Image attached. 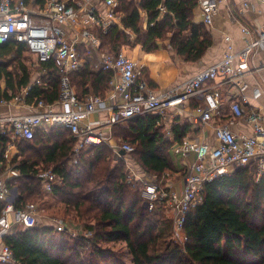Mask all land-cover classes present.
Returning <instances> with one entry per match:
<instances>
[{"label": "trees", "instance_id": "trees-1", "mask_svg": "<svg viewBox=\"0 0 264 264\" xmlns=\"http://www.w3.org/2000/svg\"><path fill=\"white\" fill-rule=\"evenodd\" d=\"M197 6L198 0H118L116 10L121 14L122 28L97 31L96 35L103 51L109 53L132 45V35V46L147 54L168 40L173 56L197 63L212 44L207 27L193 21ZM26 51L24 45L13 41L0 44V81H5L0 98L10 101L30 87L25 104L40 100L47 105L56 103L61 75L54 62H39L32 76L22 62ZM79 55L85 57L84 66L69 75L76 95L80 100L89 95L104 98L111 73L94 69L93 57L81 49ZM139 79H146L152 89L156 86L145 69ZM157 120L154 115L126 120L113 127L112 137L134 147L125 158L144 177L160 178L169 173L182 177L186 171L177 169L171 151L184 142L190 125L179 117L174 119L172 136L167 138L165 125H158ZM1 129L0 175L7 165L3 154L9 142ZM74 146L75 139L67 128L37 130L33 139L16 143L18 153L9 162L13 175L6 185L16 189L15 211L28 204L43 209L48 199L59 208L56 217L92 235L72 237L49 224L20 227L3 239L16 264L118 263L121 256L103 248L118 242L125 243L132 264H264V175L256 182L253 167L235 170L203 186L200 204L185 218L184 243L180 245L173 241L167 208H146L142 183L131 178L124 159L116 157L103 142L82 149L73 159ZM44 171L61 180L49 194L43 193L39 177ZM165 182L161 186L165 187ZM5 205L0 201V217Z\"/></svg>", "mask_w": 264, "mask_h": 264}, {"label": "built area", "instance_id": "built-area-1", "mask_svg": "<svg viewBox=\"0 0 264 264\" xmlns=\"http://www.w3.org/2000/svg\"><path fill=\"white\" fill-rule=\"evenodd\" d=\"M117 5L118 0H44L42 4H36L35 0H0V44L13 41L24 45L27 53L34 58L35 68L39 62L53 61L61 75L58 100L52 105L41 100L36 104H25L24 98L30 87L22 89L10 101L0 98L1 105L13 103L31 111L0 117L1 135L9 138L3 156L10 149H15L17 142L33 139L37 130L47 131L52 127L70 130L75 139L73 159L84 148L106 143L116 157L126 161L131 178L142 183L141 197L146 208L149 211L157 205L167 208L172 221L173 237L181 245L184 243L182 232L185 218L200 204L205 184L247 167L254 168L256 182L264 175L262 116L254 111L246 112L243 107V104L248 103L243 95L247 88L243 77L252 54L264 47V29L243 27L242 33L249 36L243 49L235 52L230 45L222 60L170 89L157 92L149 87L146 79H139L136 63L124 50L109 53L102 49L96 32L107 33L114 27L122 28ZM216 11L215 1L201 4L206 27L213 25ZM226 41L230 42V38L226 37ZM167 48H171L170 45ZM80 49L86 56L93 57L94 69L111 73L109 90L104 98L89 95L80 100L70 83L69 75L79 72L84 66L85 57L79 55ZM212 84L215 86L212 87ZM221 85L231 86L241 95V101L230 104V115L233 120L245 118L253 124L251 136L237 135L228 125H215V118L220 116ZM195 97H202L205 103L204 107L194 111L195 119L204 127L214 122L215 146L187 141L186 137L181 145L172 148L182 157L193 155L195 158V163L184 174L180 192L161 186L162 181L156 178L143 179L125 158L126 154L134 151V147L113 140V127L145 115H154L158 117V125H166L170 117L174 118L183 105ZM96 115L104 117L94 119ZM164 134L170 138L171 127H165ZM9 170L0 175V201L6 203L0 217L2 264H16L12 251L3 242L11 226L25 229L36 227L40 212V208L34 204L14 210L16 196L6 185L10 174L13 175ZM39 177L45 194L51 193L52 188L61 183L60 178L51 171L41 172ZM51 223L57 232L67 231L72 237L92 235L88 230L76 232L73 222L60 217H53Z\"/></svg>", "mask_w": 264, "mask_h": 264}, {"label": "crops", "instance_id": "crops-1", "mask_svg": "<svg viewBox=\"0 0 264 264\" xmlns=\"http://www.w3.org/2000/svg\"><path fill=\"white\" fill-rule=\"evenodd\" d=\"M212 1L217 3V11L214 14L213 25L207 27L212 44L202 59L197 63H181L184 65L183 71L185 73V76L182 77L181 81L174 83L177 79V70L175 71V64L173 65L170 64V61L168 62L169 56L167 52L160 51L156 54L142 52V62L141 67L139 68L137 64L138 62L132 57V54L130 55L128 52L124 51L136 63V68L139 74L142 69L147 70L149 79L156 85L153 90L157 92L165 91L164 89H167L168 86L172 84L178 85L193 74L222 60L230 45L235 52L243 49L245 42L249 40V36L244 35L241 31L243 27L264 29V0H198V6L194 11V23H203L201 4ZM244 5H247V7L245 8ZM226 37L230 38V42L226 41ZM140 49L141 48L138 47L139 52L141 51ZM25 53H27V51ZM7 60H9V58ZM174 61H178V59L175 58ZM243 82L247 86L243 95L248 101L247 104H243V107L246 112L254 111L255 113H259L262 116L261 123L264 126V47L257 49L250 57L248 70L243 77ZM213 86L215 85L212 84V87ZM0 88L2 90L5 89L4 79L0 81ZM219 88L220 116L215 118V125H228L231 131L237 135L251 136L253 133V124L248 123L245 118L233 120L230 115V104L235 101H241V95L231 86L221 85ZM204 106L205 103L202 97L190 99L183 105L179 114L174 118L170 117L165 122L166 129L172 127L174 119L179 117L183 122L190 125V132L186 136L188 139L187 141L203 142L210 146H215L216 141L212 128L214 122L212 125L204 127L195 119L194 111L197 108ZM28 112L31 111L21 105H15L13 103L10 105L0 104V117L9 116L11 114H25ZM96 116L97 117H94V119L104 117L103 115ZM17 152V148L10 149L9 153L6 156H3L7 163L6 167H11L9 162ZM171 157L174 159L173 161H175V165L180 171L183 169L184 171H187L195 163L193 155L182 157V155L180 156V153H175L173 149L171 151ZM10 167L9 169L11 170ZM134 169L135 173L137 172L140 177L145 180L149 179V177H144V175L139 173L137 168L134 167ZM178 177L179 174H175V178L167 180L165 186L176 192H180L183 187L184 176ZM11 191L14 193L13 190ZM47 201L48 203L42 206L43 210L38 212L37 216V222L40 221L43 225H51L52 218L54 217L53 215H40V213H44L46 210L49 211L55 208L54 203L48 199ZM11 220L12 218L9 216V221L11 222ZM18 228L19 227L12 225L9 232L13 233L18 230Z\"/></svg>", "mask_w": 264, "mask_h": 264}, {"label": "rangeland", "instance_id": "rangeland-1", "mask_svg": "<svg viewBox=\"0 0 264 264\" xmlns=\"http://www.w3.org/2000/svg\"><path fill=\"white\" fill-rule=\"evenodd\" d=\"M145 19V18H144ZM134 36L132 35V36H130V38H129V40H130V43L133 45V41H134ZM132 45H130V46H128V47H124L122 50H124V51H126V52H128L130 55L132 54V57L134 58V59H136V61L138 62L137 64H138V67L140 68L141 67V62H142V57H141V55H142V50L139 52V50H138V47L139 46H132ZM167 45H169V41L168 40H166V41H164V42H161V44H160V48H159V50H157L156 52H154V54H156V53H158V52H160V51H164V52H167L168 53V62L170 61V64H175L174 66H175V71H176V74H177V79H176V81L174 82V83H176V82H178V81H181L182 80V77L183 76H185V73H184V65L183 64H181V63H184V64H191V63H186V62H183L181 59H179V58H177V57H175V56H173V52H172V50H171V48H167ZM138 50V51H137ZM137 52V53H136ZM167 55V54H166ZM175 58H177L178 59V61H174V59ZM166 61V60H165ZM22 62L28 67V69H29V71H30V73L32 74V76H34L35 75V67L33 66L34 65V58H33V56H31L30 54H28V53H24L23 55H22ZM143 70V69H142ZM147 71V70H146ZM189 72V71H188ZM177 84H172V85H170V86H168V88L167 89H170V88H172V87H174V86H176ZM167 89H164V90H167ZM174 163H175V161H174ZM9 167L10 166H8V167H6L5 168V171L2 173V174H4L8 169H9ZM11 168V167H10ZM10 172H12L11 170H9ZM184 176V175H183ZM182 176V177H183ZM175 178V173L174 174H172V173H169V174H164L163 176H161L160 178H156L157 179V181H163L164 182V180L165 181H167V180H172V179H174ZM179 178V177H178ZM167 179V180H166ZM162 183V182H161ZM58 207H55L53 210H49V211H44V213L42 212V213H40V215H53L54 217H56V216H59V214H58ZM40 211L41 210H43L42 208H40L39 209ZM170 216V215H169ZM37 224L38 225H43L42 223H40V221H38L37 222ZM79 224H81L82 225V223L81 222H79ZM75 226V225H74ZM74 229H75V231L76 232H79V231H86V230H84L83 229V227H80V226H75L74 227ZM173 238V241L175 242V243H179L174 237H172ZM167 240H171V237L170 238H168ZM103 248L104 249H108V250H111V251H113L114 253H116L117 255H120L121 256V260H120V262H118V263H113L112 261H110V262H103L102 264H132V260H131V256H130V254H129V252L127 251V248H126V245H125V243H122V242H118V243H109V244H105V245H103Z\"/></svg>", "mask_w": 264, "mask_h": 264}, {"label": "water", "instance_id": "water-1", "mask_svg": "<svg viewBox=\"0 0 264 264\" xmlns=\"http://www.w3.org/2000/svg\"><path fill=\"white\" fill-rule=\"evenodd\" d=\"M120 154H121V155H124L123 152H121ZM13 192H14L13 194L16 196V189H13Z\"/></svg>", "mask_w": 264, "mask_h": 264}]
</instances>
